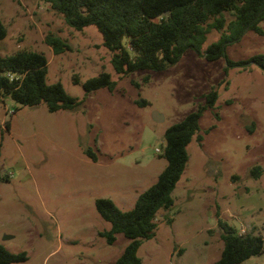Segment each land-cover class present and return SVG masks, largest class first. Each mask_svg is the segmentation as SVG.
<instances>
[{
  "label": "rangeland",
  "instance_id": "obj_1",
  "mask_svg": "<svg viewBox=\"0 0 264 264\" xmlns=\"http://www.w3.org/2000/svg\"><path fill=\"white\" fill-rule=\"evenodd\" d=\"M0 20L6 28L1 55L42 52L47 82L59 81L82 100L56 111L44 103L0 100V244L26 254L8 264H113L130 239L116 233L108 243L99 234L110 223L95 199L131 208L166 165L164 130L202 106L212 88L216 100L200 116L201 140L193 137L187 145L173 202L157 210L154 236L136 253L140 264H212L223 245L221 218L263 240L261 254L235 264H264V68L249 60L264 54V21L263 34L245 30L217 59L187 49L164 69L119 77L97 28L69 26L45 0H0ZM221 34L210 29L201 51ZM47 35L69 48L54 53ZM102 70L115 87L85 92L83 81ZM154 112L162 119L156 121Z\"/></svg>",
  "mask_w": 264,
  "mask_h": 264
},
{
  "label": "trees",
  "instance_id": "obj_2",
  "mask_svg": "<svg viewBox=\"0 0 264 264\" xmlns=\"http://www.w3.org/2000/svg\"><path fill=\"white\" fill-rule=\"evenodd\" d=\"M49 8L63 15L66 23L82 29L94 25L102 36L103 45L111 52L110 62L119 76L135 70H161L175 63L187 49H193L208 60L224 55L225 44L237 40L251 29L259 34L263 30L264 0H45ZM221 30V38L200 47L210 29ZM6 28L0 20V40ZM54 53L69 48L63 40L52 35L44 37ZM249 60L264 68V54ZM241 64V61H227ZM243 62V61H242ZM47 59L42 52L17 50L0 54V100L11 98L20 105L44 103L47 110L74 109L82 100L68 94L59 81L46 80ZM8 74H12V78ZM145 80L148 76L144 77ZM74 82L79 78L74 76ZM85 92L106 87L112 90L115 80L107 71L87 78L82 83ZM217 91L212 88L204 94L205 103L187 113L181 120L164 130L162 156L166 165L155 181L136 197L129 209H120L111 199L98 197L95 208L110 223L108 230L99 234L112 243L116 233L129 238V243L113 264H140L137 256L139 244L154 236L156 212L169 207L171 192L188 159L187 145L198 134L199 119L203 109L212 107ZM140 104H144L142 99ZM7 124L5 123V126ZM7 128V126H6ZM95 158L94 153L88 151ZM255 175L259 167H253ZM222 249L212 264H235L263 252L260 235L250 231L238 233L237 228L218 218ZM26 259L25 252H11L0 244V264Z\"/></svg>",
  "mask_w": 264,
  "mask_h": 264
},
{
  "label": "built area",
  "instance_id": "obj_3",
  "mask_svg": "<svg viewBox=\"0 0 264 264\" xmlns=\"http://www.w3.org/2000/svg\"><path fill=\"white\" fill-rule=\"evenodd\" d=\"M9 75V77L10 78H12V74H8ZM13 109L11 108V109H8V108H6V113H9V114H12L13 113ZM156 151H159V149L158 148H156ZM237 231H238V233H244V228L242 227V226H240L238 229H237Z\"/></svg>",
  "mask_w": 264,
  "mask_h": 264
},
{
  "label": "water",
  "instance_id": "obj_4",
  "mask_svg": "<svg viewBox=\"0 0 264 264\" xmlns=\"http://www.w3.org/2000/svg\"><path fill=\"white\" fill-rule=\"evenodd\" d=\"M153 118H154L156 121L162 119L161 115L157 114L156 112L153 113Z\"/></svg>",
  "mask_w": 264,
  "mask_h": 264
}]
</instances>
